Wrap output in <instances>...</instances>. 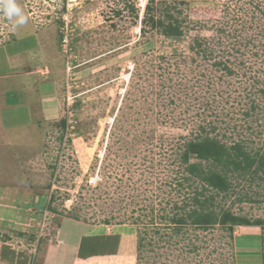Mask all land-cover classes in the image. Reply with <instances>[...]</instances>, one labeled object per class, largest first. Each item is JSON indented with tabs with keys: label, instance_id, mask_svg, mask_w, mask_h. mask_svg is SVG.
I'll return each mask as SVG.
<instances>
[{
	"label": "rangeland",
	"instance_id": "obj_1",
	"mask_svg": "<svg viewBox=\"0 0 264 264\" xmlns=\"http://www.w3.org/2000/svg\"><path fill=\"white\" fill-rule=\"evenodd\" d=\"M16 3L23 25L0 13V72L21 76L0 82V128L22 125L0 132L3 197L23 206L29 188L43 196L36 216L47 232L60 217L129 230L142 243L135 264H264V226L175 233L170 221L204 188L186 181L185 143L207 134L264 155V0H155L148 17L149 0ZM167 13L182 37L149 20ZM14 85L38 97L30 127L25 105L7 107L22 101L6 93ZM41 94L54 99L46 101L53 121H43ZM230 181L229 193L205 196L218 211L264 220V182Z\"/></svg>",
	"mask_w": 264,
	"mask_h": 264
},
{
	"label": "crops",
	"instance_id": "obj_2",
	"mask_svg": "<svg viewBox=\"0 0 264 264\" xmlns=\"http://www.w3.org/2000/svg\"><path fill=\"white\" fill-rule=\"evenodd\" d=\"M6 60L8 64L10 63L8 67L13 66L12 58L6 57ZM11 71L0 72L2 85L5 80L19 76L18 72ZM27 75L32 78L31 74ZM15 87L6 89V93L9 94L12 91L22 101L7 105V107L18 109L25 105L28 113L26 126L30 127L36 116L35 105L37 103L34 101L38 97L30 101V97L23 94V89L27 87L21 88L20 85ZM2 91L5 93L3 89ZM39 98L43 121H53L49 119L46 102L54 100L53 97L41 94ZM15 114L17 115V112ZM56 116L55 119L58 118L59 111ZM10 126L12 128L22 127V125ZM11 127L2 126L0 132H9ZM29 189L30 191L27 190L30 192L29 197L24 201L23 206L17 205V202L10 203L3 197L4 194L0 193V264H85L91 261L120 259L125 256L131 264H135L137 238L127 229L109 225H91L76 219L60 217L56 223L52 224L53 227L48 232L45 231L46 223L42 226L44 220L40 221L39 216H36V211L46 207L43 196L34 194L32 189ZM4 202H9V204Z\"/></svg>",
	"mask_w": 264,
	"mask_h": 264
},
{
	"label": "trees",
	"instance_id": "obj_3",
	"mask_svg": "<svg viewBox=\"0 0 264 264\" xmlns=\"http://www.w3.org/2000/svg\"><path fill=\"white\" fill-rule=\"evenodd\" d=\"M155 0H149L146 7V16L153 11ZM154 28L158 29L167 38H180L183 36L181 21L172 14L167 13L164 19L149 18ZM144 22V21H143ZM198 47L201 44L197 42ZM264 98V89L261 90ZM194 156L198 162H191L190 157ZM182 163L186 166L185 171L188 177L186 181L197 180L203 185V191L196 192L191 199V210L188 206L179 209L178 214L170 219L174 225V232L179 233L183 226L191 225L195 228L207 229L215 225L227 227L230 234L235 227L264 226V220H248L245 217L236 216L230 210H225L214 206V196H205L208 189L214 191L216 195L227 194L232 188L230 177L232 174L238 176L253 175L264 182V155L248 152L241 143L228 146L209 135H197L184 145L181 155ZM53 212L55 210H52ZM142 247L141 240L138 242ZM262 257L264 253L262 252Z\"/></svg>",
	"mask_w": 264,
	"mask_h": 264
},
{
	"label": "clouds",
	"instance_id": "obj_4",
	"mask_svg": "<svg viewBox=\"0 0 264 264\" xmlns=\"http://www.w3.org/2000/svg\"><path fill=\"white\" fill-rule=\"evenodd\" d=\"M0 13L9 21L14 22V26L26 23V17L16 0H0Z\"/></svg>",
	"mask_w": 264,
	"mask_h": 264
},
{
	"label": "built area",
	"instance_id": "obj_5",
	"mask_svg": "<svg viewBox=\"0 0 264 264\" xmlns=\"http://www.w3.org/2000/svg\"><path fill=\"white\" fill-rule=\"evenodd\" d=\"M67 43H68V42H67V40H66V39H64V40H63V45L65 44L64 46H66V45H67ZM70 100H71V97L68 95V101H70Z\"/></svg>",
	"mask_w": 264,
	"mask_h": 264
},
{
	"label": "bare ground",
	"instance_id": "obj_6",
	"mask_svg": "<svg viewBox=\"0 0 264 264\" xmlns=\"http://www.w3.org/2000/svg\"><path fill=\"white\" fill-rule=\"evenodd\" d=\"M143 5V4H142ZM126 81L127 80H129V75H127V76H125V78H124ZM113 120L112 119H110V122H112ZM252 248V247H251Z\"/></svg>",
	"mask_w": 264,
	"mask_h": 264
}]
</instances>
